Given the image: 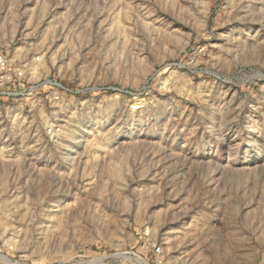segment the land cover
Returning <instances> with one entry per match:
<instances>
[{"label": "rangeland", "instance_id": "1", "mask_svg": "<svg viewBox=\"0 0 264 264\" xmlns=\"http://www.w3.org/2000/svg\"><path fill=\"white\" fill-rule=\"evenodd\" d=\"M0 255L264 264V0H0Z\"/></svg>", "mask_w": 264, "mask_h": 264}, {"label": "bare ground", "instance_id": "2", "mask_svg": "<svg viewBox=\"0 0 264 264\" xmlns=\"http://www.w3.org/2000/svg\"><path fill=\"white\" fill-rule=\"evenodd\" d=\"M6 244L7 245H15L14 244V239L13 237H9L7 240H6ZM11 247V246H10ZM1 256V255H0ZM2 259V261H4L5 263H10L9 260L6 258V257H0Z\"/></svg>", "mask_w": 264, "mask_h": 264}, {"label": "built area", "instance_id": "3", "mask_svg": "<svg viewBox=\"0 0 264 264\" xmlns=\"http://www.w3.org/2000/svg\"><path fill=\"white\" fill-rule=\"evenodd\" d=\"M10 259V258H9ZM11 260V259H10ZM5 264V263H4Z\"/></svg>", "mask_w": 264, "mask_h": 264}]
</instances>
